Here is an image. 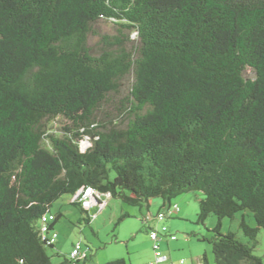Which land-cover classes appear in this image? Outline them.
I'll return each mask as SVG.
<instances>
[{"label":"trees","instance_id":"obj_1","mask_svg":"<svg viewBox=\"0 0 264 264\" xmlns=\"http://www.w3.org/2000/svg\"><path fill=\"white\" fill-rule=\"evenodd\" d=\"M83 187L163 212L200 192L214 263L264 264V0H0V264H52L42 219L63 196L88 213ZM238 213L246 243L220 231Z\"/></svg>","mask_w":264,"mask_h":264},{"label":"rangeland","instance_id":"obj_2","mask_svg":"<svg viewBox=\"0 0 264 264\" xmlns=\"http://www.w3.org/2000/svg\"><path fill=\"white\" fill-rule=\"evenodd\" d=\"M94 31L96 35L90 39V45L94 49L99 46L101 36L117 35L112 22L101 21L94 26ZM244 77L253 79L254 73L247 70ZM131 83V77L123 82V95L128 94ZM50 126L52 132L61 135L64 122L57 119ZM87 142L81 144L83 149L89 146L86 145ZM202 198L200 192L178 196L171 204L177 205L180 213L164 223H159L156 217L168 205L159 198L141 206H130L118 198H110L103 208L95 206L88 213H83L72 204V197L63 196L51 208V215L61 213L62 217L54 226L57 233L55 246L47 248V254L51 257L52 264H70L66 263L70 262L69 255L74 246L80 244L83 254L88 255V259H82L80 264H106L116 260H124L125 264H149L153 259L149 230H160L165 226L177 237V241L167 243L163 240L161 250L171 257L174 264H179L182 260L184 264H202L203 256H206L208 264H215L211 245L201 239H210L211 231L219 221L210 215L204 225L197 224L198 204ZM103 200L102 198V202ZM243 217L249 227H256L251 214L238 213L234 219L225 218L220 221L221 233L233 232L240 242L246 243L247 239L239 228ZM253 254L264 263V230L258 232Z\"/></svg>","mask_w":264,"mask_h":264},{"label":"built area","instance_id":"obj_3","mask_svg":"<svg viewBox=\"0 0 264 264\" xmlns=\"http://www.w3.org/2000/svg\"><path fill=\"white\" fill-rule=\"evenodd\" d=\"M102 198L104 199L103 202ZM110 198L111 197L109 193L99 194L91 187H83L75 194L73 201H77L81 205L82 209L90 211L95 206H98L99 209L103 208L106 205L107 200ZM179 212V207L177 205H172L165 212L159 213L156 217V220L160 223H164L167 219H171L176 213L178 214ZM53 221V215H48V217H44L42 219L41 233L44 235L42 240L46 243V245H53L57 240V233L53 231L49 232V225ZM149 237L152 243L153 251V260L150 264H165L168 261V257L161 251L160 242L164 238H168L170 241H176L177 237L174 234H171L168 231V228L165 226H162L160 230L154 228L150 229ZM84 256L85 255L82 253V247L80 244H77L71 251L69 259L74 262L78 259L82 260ZM179 264H184V261H180Z\"/></svg>","mask_w":264,"mask_h":264},{"label":"crops","instance_id":"obj_4","mask_svg":"<svg viewBox=\"0 0 264 264\" xmlns=\"http://www.w3.org/2000/svg\"><path fill=\"white\" fill-rule=\"evenodd\" d=\"M158 204V202L156 203V202H151V204ZM149 206V205H148ZM163 207H165V206H163ZM180 213V212H179ZM158 222V221H157ZM160 223V222H159ZM161 223H163V222H161ZM150 229H152V228H150ZM157 230H159V229H157ZM168 231L170 232V230L168 229ZM163 240H165L167 243H172V242H175V241H170L168 238H164V239H162V241ZM162 241L160 242V244H162ZM177 241V240H176ZM150 242H151V240H150ZM162 251V250H161ZM163 254L164 255H166L167 257H168V261L165 263V264H174L172 261H171V257L169 256V255H167L164 251H163ZM153 260V259H152ZM151 263V262H150ZM149 263V264H150Z\"/></svg>","mask_w":264,"mask_h":264}]
</instances>
